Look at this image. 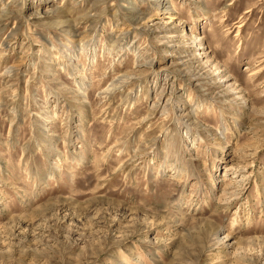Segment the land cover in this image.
<instances>
[{
	"label": "rangeland",
	"instance_id": "obj_1",
	"mask_svg": "<svg viewBox=\"0 0 264 264\" xmlns=\"http://www.w3.org/2000/svg\"><path fill=\"white\" fill-rule=\"evenodd\" d=\"M0 264H264V0H0Z\"/></svg>",
	"mask_w": 264,
	"mask_h": 264
},
{
	"label": "bare ground",
	"instance_id": "obj_2",
	"mask_svg": "<svg viewBox=\"0 0 264 264\" xmlns=\"http://www.w3.org/2000/svg\"><path fill=\"white\" fill-rule=\"evenodd\" d=\"M115 89H117V88H115ZM114 91V90H113Z\"/></svg>",
	"mask_w": 264,
	"mask_h": 264
}]
</instances>
